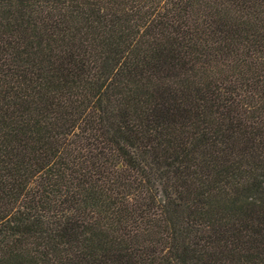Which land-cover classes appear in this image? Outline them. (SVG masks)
<instances>
[{"label":"trees","instance_id":"16d2710c","mask_svg":"<svg viewBox=\"0 0 264 264\" xmlns=\"http://www.w3.org/2000/svg\"><path fill=\"white\" fill-rule=\"evenodd\" d=\"M0 264H264V0H0Z\"/></svg>","mask_w":264,"mask_h":264}]
</instances>
